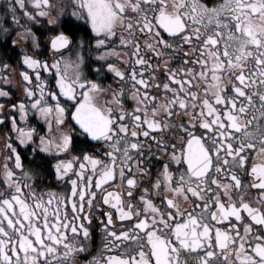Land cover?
<instances>
[{"label": "snow or ice", "instance_id": "snow-or-ice-1", "mask_svg": "<svg viewBox=\"0 0 264 264\" xmlns=\"http://www.w3.org/2000/svg\"><path fill=\"white\" fill-rule=\"evenodd\" d=\"M0 264H264V0H2Z\"/></svg>", "mask_w": 264, "mask_h": 264}, {"label": "flooded vegetation", "instance_id": "flooded-vegetation-1", "mask_svg": "<svg viewBox=\"0 0 264 264\" xmlns=\"http://www.w3.org/2000/svg\"><path fill=\"white\" fill-rule=\"evenodd\" d=\"M0 3H2V0H0ZM52 187H55V185H52ZM58 191L60 190V189H57Z\"/></svg>", "mask_w": 264, "mask_h": 264}]
</instances>
